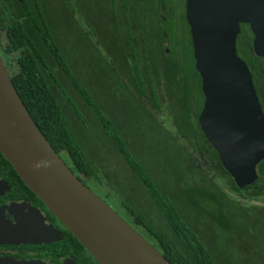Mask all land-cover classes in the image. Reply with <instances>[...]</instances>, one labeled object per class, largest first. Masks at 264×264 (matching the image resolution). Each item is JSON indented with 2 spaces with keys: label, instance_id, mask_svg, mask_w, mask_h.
<instances>
[{
  "label": "trees",
  "instance_id": "16d2710c",
  "mask_svg": "<svg viewBox=\"0 0 264 264\" xmlns=\"http://www.w3.org/2000/svg\"><path fill=\"white\" fill-rule=\"evenodd\" d=\"M75 1L77 9L71 0H0L5 41L0 55L47 141L85 185L93 181L107 200H117L171 264H264V161L257 168L258 180L239 188L199 127L205 98L186 0ZM58 10L66 21L63 33L57 31ZM77 11L85 25L76 18ZM64 31L81 33L94 61L111 66L113 75L121 70L110 88L129 99L133 118L83 78L73 64L74 48L65 45ZM253 40L250 27L241 25L238 55L261 78L264 59L254 54ZM62 74L84 99L87 114L73 102ZM56 90L73 108L80 129L67 119ZM131 120L139 131L135 141ZM91 130L99 147L89 142ZM102 144H107L105 150ZM0 180L9 187L10 200L46 208L1 151ZM67 233L75 255L86 253ZM249 236L255 239L254 250L244 251L239 241ZM231 238H238L237 247Z\"/></svg>",
  "mask_w": 264,
  "mask_h": 264
},
{
  "label": "water",
  "instance_id": "95a60500",
  "mask_svg": "<svg viewBox=\"0 0 264 264\" xmlns=\"http://www.w3.org/2000/svg\"><path fill=\"white\" fill-rule=\"evenodd\" d=\"M186 20L205 98L199 126L236 185L247 188L258 180L264 161V111L237 41L241 25H248L253 52L264 59V0H186ZM0 151L99 264H171L56 153L1 55Z\"/></svg>",
  "mask_w": 264,
  "mask_h": 264
},
{
  "label": "flooded vegetation",
  "instance_id": "af4514ba",
  "mask_svg": "<svg viewBox=\"0 0 264 264\" xmlns=\"http://www.w3.org/2000/svg\"><path fill=\"white\" fill-rule=\"evenodd\" d=\"M71 1L73 2V0ZM71 6L77 9L73 3ZM77 13L79 14V12H76V18H82L85 25L84 17L78 16ZM107 13H112V11L108 9ZM147 41L150 42L149 39ZM153 46L157 50L156 55L158 56L160 54L158 41H155ZM1 49L0 47V51ZM101 50L105 52L102 47ZM166 52L170 53L169 50ZM262 74L264 75V70H262ZM253 76L263 109L264 85L262 79L264 77ZM4 182V180H0V264H99L82 244L86 253L75 255L68 245L73 240L68 238V229L47 207H37L27 201L10 200L8 198L9 187ZM21 204H26V206H19ZM130 225L144 237L145 232L138 229L135 223ZM147 236L148 238H144H147L155 246L153 239L149 235Z\"/></svg>",
  "mask_w": 264,
  "mask_h": 264
},
{
  "label": "rangeland",
  "instance_id": "374dc122",
  "mask_svg": "<svg viewBox=\"0 0 264 264\" xmlns=\"http://www.w3.org/2000/svg\"><path fill=\"white\" fill-rule=\"evenodd\" d=\"M73 5L76 8V1L73 0ZM60 9V8H58ZM53 10V9H52ZM61 10H63L61 8ZM61 10H58L59 12L55 14L56 19L58 21V33L62 32V30H66V21L63 20ZM53 13V11L51 12ZM78 16H80L77 13ZM81 17V16H80ZM78 19L80 20V18L78 17ZM81 23L84 25L83 21H81ZM65 35L67 34L68 36V40H66V46L67 47H71L74 48L75 52L73 54V64L74 66H78V68L80 67V74L83 75V78L89 82L88 84H90L92 86V88L94 89V91L100 96L102 93L107 92V100H109L111 102V105L115 108H123L122 113L125 114L127 112L130 113L131 118H133V116H135V109L132 107L133 105H130L129 103H127V101L129 99H125V96H122L120 94L116 93V87L114 88H110V80L112 79V77H118L120 76V69L118 68L117 71H115V75H113L112 72H110L109 68H111V66H108L106 64H97L95 60V55L89 51V48L87 47V44L83 43V41H85V39L81 36V33L77 32V31H71V32H67L64 31ZM63 33V32H62ZM2 35H0V47L2 48L4 46V38L1 37ZM77 48H80L77 50ZM92 49H94L92 47ZM8 62L12 63L11 59H8ZM11 69H16L15 66H11ZM61 81L63 83V85L65 86L67 92L69 93V95L71 96L73 102L78 106V108L82 111V113L87 114L88 111V107L85 104L84 99L79 95L78 91L69 83V80H67V78L65 77V75H61ZM119 81V80H118ZM118 82L115 81L113 82V85H116ZM58 92V99L60 101V104L63 108L64 114L66 115L67 119L70 121L71 125L74 128H78L80 129L82 124L78 121L77 116L73 110V108L70 106V104L62 97L60 96L59 91L56 90V93ZM110 96V98H109ZM103 101H105V98H102ZM124 101H126V105L125 107H122L120 104L123 103ZM119 106V107H118ZM129 106V107H128ZM165 115H160V118H164ZM133 121V122H132ZM132 124V130H133V140L135 141V133L139 132L138 129L135 127V121L131 120ZM77 129V130H78ZM91 134L93 135V130L90 131L89 133V142H91L93 147H99L96 146V143L93 141H96V139L94 137L91 136ZM99 141L98 144L101 143V139L97 140ZM105 141V140H102ZM103 146V150H105V147L107 144H102ZM64 157H67L66 155ZM66 160V159H65ZM64 160V161H65ZM67 161V160H66ZM65 161V162H66ZM83 178V177H82ZM220 183V182H219ZM87 186L94 191L99 197H101L111 208H113L123 219H125L128 223L133 224L134 223V218L133 216L131 217L128 213H126V211H122V208L119 204V202L115 199H112V201L107 200L106 199V194L105 195H101L99 193V190L97 189L95 183L93 181H87ZM227 192L228 190L223 187ZM228 194L232 197V198H236V196H234L233 194L229 193ZM137 197H140L139 193H136ZM242 204L244 205H255V206H259L261 205L259 202H250V201H241ZM253 217L250 218V220H252ZM144 237L148 236L144 233L143 234ZM146 238V239H147ZM237 239L238 238H231V243L233 244V246L236 245L237 247ZM254 237L253 236H249L248 238H246L245 240H240V244L244 246L242 247V249L244 251H250V250H254ZM230 242V240H229ZM235 247V248H236ZM262 245H260L258 248H261ZM253 248V249H252Z\"/></svg>",
  "mask_w": 264,
  "mask_h": 264
}]
</instances>
